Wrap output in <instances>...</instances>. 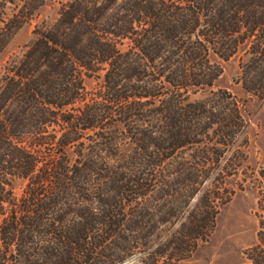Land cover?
<instances>
[{
	"label": "trees",
	"instance_id": "16d2710c",
	"mask_svg": "<svg viewBox=\"0 0 264 264\" xmlns=\"http://www.w3.org/2000/svg\"><path fill=\"white\" fill-rule=\"evenodd\" d=\"M45 2L0 0V55ZM34 34L0 79V264H182L246 126L228 89L191 96L223 71L211 54L243 51L237 80L264 99V0H71ZM244 253L264 264V215Z\"/></svg>",
	"mask_w": 264,
	"mask_h": 264
},
{
	"label": "rangeland",
	"instance_id": "374dc122",
	"mask_svg": "<svg viewBox=\"0 0 264 264\" xmlns=\"http://www.w3.org/2000/svg\"><path fill=\"white\" fill-rule=\"evenodd\" d=\"M69 1L46 0L36 16L14 34L0 55V79L7 66L19 60L26 47L32 43L35 28L44 23L52 24L58 18L62 5ZM120 47L126 49L127 42ZM242 58L243 51L227 60L211 54V60L220 63L223 71L215 86L191 96V99H200L213 89H228L239 100L246 126L237 139V144H241L240 154L237 151L234 153L231 148L221 165L224 175L220 191L230 199L222 206L215 229L208 240L202 242L182 264H246L244 252L255 243L260 219L264 215V99L247 93L238 82ZM100 83L101 78L98 76L85 77L89 93L94 92ZM55 129L62 131L59 126H55ZM186 155L189 161L192 160L193 150L187 149ZM218 170L219 165L212 167L209 180L218 177ZM26 184L25 179H15L13 188L17 196L22 195ZM139 255L137 253L125 262L135 264Z\"/></svg>",
	"mask_w": 264,
	"mask_h": 264
},
{
	"label": "water",
	"instance_id": "95a60500",
	"mask_svg": "<svg viewBox=\"0 0 264 264\" xmlns=\"http://www.w3.org/2000/svg\"><path fill=\"white\" fill-rule=\"evenodd\" d=\"M123 264H127V262L123 263Z\"/></svg>",
	"mask_w": 264,
	"mask_h": 264
}]
</instances>
